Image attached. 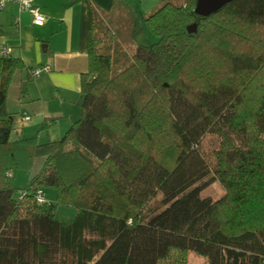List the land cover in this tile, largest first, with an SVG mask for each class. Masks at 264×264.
Listing matches in <instances>:
<instances>
[{"label": "trees", "instance_id": "obj_1", "mask_svg": "<svg viewBox=\"0 0 264 264\" xmlns=\"http://www.w3.org/2000/svg\"><path fill=\"white\" fill-rule=\"evenodd\" d=\"M195 5L161 0L145 18L157 40L131 53L94 13L81 116L58 140L12 137L26 66L0 55V264H264V0ZM215 182L224 194L203 197Z\"/></svg>", "mask_w": 264, "mask_h": 264}, {"label": "crops", "instance_id": "obj_2", "mask_svg": "<svg viewBox=\"0 0 264 264\" xmlns=\"http://www.w3.org/2000/svg\"><path fill=\"white\" fill-rule=\"evenodd\" d=\"M129 1L144 16L161 3V0H120ZM118 3V0H35L34 7L46 17L41 26L33 23L30 12L16 4L0 9V44L26 66L16 71L7 98V109L16 126L14 139L36 136L41 143L58 140L80 118L81 77L89 68L87 50L94 13L103 19L118 15L121 11L116 8ZM45 66L48 71L36 77L31 75V69ZM25 116L29 120L25 121ZM14 179H18L17 172Z\"/></svg>", "mask_w": 264, "mask_h": 264}, {"label": "rangeland", "instance_id": "obj_3", "mask_svg": "<svg viewBox=\"0 0 264 264\" xmlns=\"http://www.w3.org/2000/svg\"><path fill=\"white\" fill-rule=\"evenodd\" d=\"M118 4L116 8H119L121 11L117 15L113 17L105 18V22L107 26L111 27L113 32L116 34L118 40L123 45V48L126 49L129 53L138 44H150L157 40L146 27L145 18L141 11L133 4V2H120L118 0ZM139 15V16H138ZM139 19V30L136 31L135 21ZM1 41V40H0ZM13 134V138H14ZM44 162V158H37L34 161V164L30 171L20 170L17 171L18 179H13L14 184L18 186H26L28 183L29 175L32 173H37L42 164ZM15 181H17L15 183ZM18 183V184H17ZM224 194V190L219 182H215L208 188H206L202 192V196L212 197L213 199H217ZM45 195L48 201H55V193L52 190H45ZM77 210L71 206L67 205H58L55 210V216L58 220L68 222L75 215ZM188 264H208L207 260L202 256H197L194 253H189Z\"/></svg>", "mask_w": 264, "mask_h": 264}, {"label": "built area", "instance_id": "obj_4", "mask_svg": "<svg viewBox=\"0 0 264 264\" xmlns=\"http://www.w3.org/2000/svg\"><path fill=\"white\" fill-rule=\"evenodd\" d=\"M34 1L35 0H0V9H3L4 6L7 4H16L17 6H19V8L21 10H25V11L30 12V14L32 15L33 23L41 26L45 23L46 17L36 7H34ZM17 21H18V18H17ZM10 52H11V50L9 48L0 44L1 55L6 56ZM44 70L48 71L49 67L48 66H45L43 68L42 67H35V68L30 70V73L33 77H36ZM23 119L25 121H27V120H29V116H25ZM7 175L9 177H12L11 172H7ZM36 199L39 203H47V199L40 192H38Z\"/></svg>", "mask_w": 264, "mask_h": 264}, {"label": "water", "instance_id": "obj_5", "mask_svg": "<svg viewBox=\"0 0 264 264\" xmlns=\"http://www.w3.org/2000/svg\"><path fill=\"white\" fill-rule=\"evenodd\" d=\"M232 0H196L195 12L200 16H209ZM136 31L139 30V19L135 21ZM189 33L197 32V24L193 23L187 27Z\"/></svg>", "mask_w": 264, "mask_h": 264}]
</instances>
